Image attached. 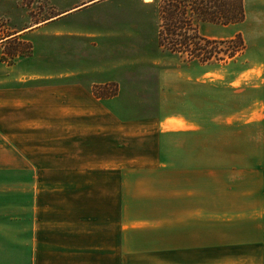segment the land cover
I'll return each mask as SVG.
<instances>
[{
    "label": "crops",
    "instance_id": "1",
    "mask_svg": "<svg viewBox=\"0 0 264 264\" xmlns=\"http://www.w3.org/2000/svg\"><path fill=\"white\" fill-rule=\"evenodd\" d=\"M58 1L47 0L54 5ZM63 1L67 6L53 16L32 20L25 13L22 19L31 24L0 26V46L13 39L31 45L29 55L11 54V64L0 60L8 68L0 77V264H125L127 233L153 227L156 264H212L213 253L248 249V243L264 254V226L246 244L242 240L213 244L211 239L213 221L240 222L251 235L257 232L253 222L259 216L264 222V200L257 199L260 193L264 198V144L260 146L264 134L253 138L245 165L243 159L229 166L175 163L176 136L198 132L200 122L181 114L137 113L123 98L131 89L122 78H141L143 73L113 71L97 79L91 70L78 67L37 68L52 33L82 41L83 33L68 31L63 20L101 2ZM19 3L0 0V16L12 20ZM168 72H155L158 103L165 85L171 86V93L179 88V76L167 84ZM259 76L258 95L251 103L258 120L264 117V72ZM109 82H118L115 94L97 97L93 93V85ZM241 88L236 84L237 96ZM244 117L241 110L233 118ZM5 141L10 144L4 145ZM169 141L173 150L167 146ZM244 150H240L243 158ZM181 175H187L183 179L189 183L180 189ZM4 178L11 179L9 187H3ZM213 179L220 181V188ZM147 189L155 192V219L137 217L130 210L132 201L147 206L151 200ZM9 209L10 214L3 213ZM21 220L27 225L25 233ZM245 222L252 226L244 227ZM227 224L218 230L232 237ZM185 237L184 245L179 240ZM175 254L176 260L161 261Z\"/></svg>",
    "mask_w": 264,
    "mask_h": 264
},
{
    "label": "rangeland",
    "instance_id": "2",
    "mask_svg": "<svg viewBox=\"0 0 264 264\" xmlns=\"http://www.w3.org/2000/svg\"><path fill=\"white\" fill-rule=\"evenodd\" d=\"M162 1L101 0V2L91 4L88 8H83L76 15L63 20L69 28L68 31L75 29L83 33L82 41L77 42L75 38H69L71 36L63 38V36H55L62 34L52 33L53 36L47 39L48 41L43 46L44 51L39 61L36 62L37 68L57 71L78 67L91 70V75L97 79L112 75L113 71L117 74L125 70H133L132 72L138 74L143 73L141 78L128 76L122 78L125 83H129L131 89V91H125L123 98L130 106L138 110L137 113L153 115L159 111L161 114H181L185 117H195L200 122L198 132L192 134L181 132L179 136H176L179 140V147H174L175 150L172 152L175 163L184 166L207 164L229 166L243 159V165L247 164V154H251V146L255 144V141L252 142L253 138L264 134V117L258 120L256 119L257 111H251L253 110L251 106L253 97L258 95L261 78L259 75L264 72V0H246L244 18L238 23L223 25L205 22L200 24L199 31L203 35L221 40L240 33L245 43L243 51L233 58L218 61L212 58L202 63L195 60L190 61L184 56L170 53L158 46L159 5ZM63 3V0H59L55 5L49 4L47 0H21L20 6L14 7L16 14L12 20L8 15L0 16V26L4 25L5 28H9V25H28L30 21L22 19L25 13L32 16V20L53 16L57 10L67 6ZM21 41L13 39L0 46V53H3L0 54V60H4L7 65L11 64V54L27 46L25 42L21 44ZM218 46L220 50L217 55L225 57L223 54L225 44L221 43ZM80 56L81 59H79ZM6 70L8 68L5 64H0V77ZM158 70L169 71L168 85L177 76L181 79L175 93H171V86H164L165 93L162 103L157 102L155 88V72ZM235 77H239L238 82L232 81ZM194 78H197V81L193 83L191 79ZM203 80L206 81V85L202 82ZM236 84L243 86L238 96L234 92ZM118 88V82L92 86V90L94 89L98 94L105 92L106 96L114 94ZM1 100L0 107H3ZM188 100L196 104L198 108L193 109ZM241 110H244L245 120L233 118ZM249 111L251 116L247 117ZM6 144L10 143L5 141L4 145ZM167 144L169 150H173L171 147L173 142L169 141ZM263 144L260 143V146ZM241 149H245V158L242 157ZM236 150H238V158L235 157ZM181 176L180 189L187 186V184L184 185L186 182L189 183V180L184 181L183 179L187 175ZM146 178L148 179L149 176ZM193 182L197 184L200 180L195 179ZM212 182L215 187L220 188L219 180L213 179ZM2 183L3 187H9L11 179L4 178ZM145 192L151 198L146 203L147 206L138 205L136 201H132L130 210L137 217L155 219V192L153 189H147ZM214 192L218 193L219 190H214ZM243 193L247 194L248 191L245 189ZM257 199L260 202L264 200L262 193ZM164 201L166 203V200ZM1 202L3 199H0V204ZM3 213L10 214L11 210H4ZM260 220L261 216L257 218V223L253 222L254 229L258 232L253 235L247 228H242L240 222L237 224L228 222L227 224L213 221L212 243L233 244L242 240L246 244L254 241L264 226V222ZM221 223L222 225H219ZM226 224L228 225L226 229L233 232L232 237L230 234L226 236L225 231L218 230ZM248 225L250 222H245L243 226ZM26 227V223L21 220V232L25 233ZM127 234L125 264H156L158 257L155 254L154 227L142 231L134 230ZM235 235L237 237L241 235V237L235 239ZM179 242L185 245L187 238H181ZM248 245L250 247L244 250L232 248L227 253H213L212 264H264V254L256 249L257 245L251 243ZM177 257L178 254H175L169 260L161 261H174Z\"/></svg>",
    "mask_w": 264,
    "mask_h": 264
},
{
    "label": "trees",
    "instance_id": "3",
    "mask_svg": "<svg viewBox=\"0 0 264 264\" xmlns=\"http://www.w3.org/2000/svg\"><path fill=\"white\" fill-rule=\"evenodd\" d=\"M159 14L158 46L190 61L202 63L212 58L216 61L233 58L245 47L240 33L221 40L199 33V25L204 22L228 25L242 21L245 14L244 0H163L159 5ZM24 42L21 41V44ZM25 43L26 48L18 51L20 55L31 53L30 43ZM221 43L226 46L223 51L225 57L217 55L220 50L218 44ZM93 92L97 97L107 95L105 92L98 94L94 89Z\"/></svg>",
    "mask_w": 264,
    "mask_h": 264
}]
</instances>
